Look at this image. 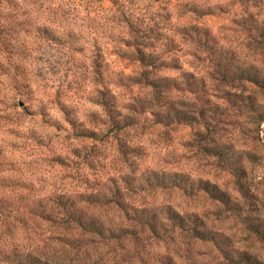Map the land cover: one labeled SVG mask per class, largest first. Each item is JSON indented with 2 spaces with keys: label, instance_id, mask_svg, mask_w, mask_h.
<instances>
[{
  "label": "clouds",
  "instance_id": "9594fccd",
  "mask_svg": "<svg viewBox=\"0 0 264 264\" xmlns=\"http://www.w3.org/2000/svg\"><path fill=\"white\" fill-rule=\"evenodd\" d=\"M150 15L154 12L131 17L134 30L128 39L135 47L124 50L134 53L139 47L146 57L156 58L136 75L147 71L149 83L167 79L168 86L121 90L119 102L109 108L112 120L105 116L103 125H88L103 143L66 141L79 158L69 152L71 167L64 171L78 173L77 181L57 180L38 195L29 194L28 204L35 207L42 200L40 211L50 217L42 228L14 225L12 217L20 213L10 216L5 210L0 264H10L5 254L31 256L36 264H264V207L256 211L253 204L257 190L264 204V171H253L252 163L264 166V3L257 10L249 0H239L229 14L234 20L229 37L235 43L207 50L192 40L180 52L170 50L172 25ZM157 24L159 40L150 32ZM181 52L191 68L183 62L178 71L161 67L176 62ZM96 88L90 93L96 102L85 103L104 116L99 92L106 96L107 88ZM217 90L224 99H216ZM27 103L33 109L47 106L50 119L61 116L50 94L38 93ZM113 123L119 130L106 135ZM178 126L188 147L181 152L170 144L160 151L159 138ZM149 142L155 152L148 151ZM185 160L201 163L186 165ZM220 169L234 173L227 187L213 179ZM189 228L204 238L203 247L189 251Z\"/></svg>",
  "mask_w": 264,
  "mask_h": 264
},
{
  "label": "rangeland",
  "instance_id": "374dc122",
  "mask_svg": "<svg viewBox=\"0 0 264 264\" xmlns=\"http://www.w3.org/2000/svg\"><path fill=\"white\" fill-rule=\"evenodd\" d=\"M238 2L0 0V216L5 214L6 209L10 216L12 212L20 213L12 217V221L24 229L31 226L42 228L50 223V217L40 211L44 207L42 200H38L35 207L27 201L30 193L38 195L54 186L57 180L66 185L77 181L78 173L64 171L71 167L67 159L69 152L71 156L79 158L78 150L69 148L66 141L87 139L103 143L100 134L88 125H103L105 116L112 120L109 108L119 102L123 94L121 90L141 84L153 87V83L147 80V71H141L140 76L136 72L153 66L156 58L146 57L139 47L135 48L134 53L124 50L135 47L134 42L128 39L134 30L131 17L138 12L153 11L154 15L148 17L150 20L156 21L160 17L170 23V40L174 42L170 50L180 52L181 45L188 40L207 50L214 44L235 43L229 37L234 23L229 19V14ZM249 3L259 10L264 0H249ZM22 4L28 7H22ZM201 4L207 7H200ZM157 27L158 24L150 32L159 40L161 34L156 31ZM56 32H60L61 36L56 37ZM181 62L192 67L184 60L182 52L176 62L162 64L161 67L166 71H178ZM209 75L216 79L215 75ZM226 81L225 76L222 82ZM156 83L160 88L168 86L167 79ZM249 83L256 82L250 80ZM98 84L107 88L106 96L99 92L101 101L108 102L106 106L99 104L104 116L89 111L85 103L96 102L90 93L98 91ZM176 88L180 90L179 85ZM188 90L191 91L190 87ZM38 93L50 94L55 99V107L61 114L59 119L49 118L47 106L38 109L29 106L27 101ZM224 98L217 90L216 99ZM211 99L206 97V103H211ZM69 102L71 107L68 106ZM78 114L83 115L84 119H73ZM118 130L113 123L106 135ZM182 134L178 126L166 136H161L159 150L165 151L170 144H175L177 150L183 152L188 145L181 142ZM156 150L149 142L148 151ZM96 151L98 149L94 143L93 152ZM184 163L199 165L201 162L185 160ZM252 163L255 165L253 171H264V166L257 161ZM88 167L92 168V165ZM233 177L234 173L226 169H220L219 175L213 174V179L225 187L229 186ZM253 204L256 211L264 207L259 190L253 194ZM186 232L189 251L196 245L203 247L206 244L194 229L189 228ZM2 239L0 234V242ZM0 253H3L2 248ZM5 258L10 262L17 260L18 256L5 254Z\"/></svg>",
  "mask_w": 264,
  "mask_h": 264
},
{
  "label": "trees",
  "instance_id": "16d2710c",
  "mask_svg": "<svg viewBox=\"0 0 264 264\" xmlns=\"http://www.w3.org/2000/svg\"><path fill=\"white\" fill-rule=\"evenodd\" d=\"M152 85H153L154 88L157 87V83L156 82L153 83ZM103 97H104V95H103ZM101 103L103 105H105V106L108 105L107 100H104ZM211 190L213 191V193L215 195L223 197V193H220L219 191H217V189L215 187H213ZM146 218H147V216H146ZM10 264H36V261H35V258H33L31 256L23 257V258L18 256L17 260L16 259L10 260Z\"/></svg>",
  "mask_w": 264,
  "mask_h": 264
}]
</instances>
